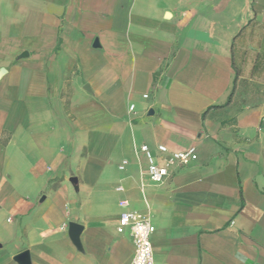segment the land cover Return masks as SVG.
Here are the masks:
<instances>
[{"label":"crops","instance_id":"crops-1","mask_svg":"<svg viewBox=\"0 0 264 264\" xmlns=\"http://www.w3.org/2000/svg\"><path fill=\"white\" fill-rule=\"evenodd\" d=\"M127 208L156 264H264V0H0V264H130Z\"/></svg>","mask_w":264,"mask_h":264},{"label":"built area","instance_id":"built-area-1","mask_svg":"<svg viewBox=\"0 0 264 264\" xmlns=\"http://www.w3.org/2000/svg\"><path fill=\"white\" fill-rule=\"evenodd\" d=\"M144 96L147 97V95ZM158 148L162 153H169L163 164L155 161L147 144L141 146V150L145 152L149 160L148 179L155 184L164 183L176 168L188 165L198 158L197 150L193 146L180 151H170L164 144H160ZM126 164L127 161H123L119 167L124 169ZM121 203L125 207L129 206L127 199L122 200ZM125 231H128L131 235L135 247L130 264H156L152 239L156 227L149 213L127 208L121 214L118 225V232Z\"/></svg>","mask_w":264,"mask_h":264},{"label":"water","instance_id":"water-1","mask_svg":"<svg viewBox=\"0 0 264 264\" xmlns=\"http://www.w3.org/2000/svg\"><path fill=\"white\" fill-rule=\"evenodd\" d=\"M74 180H76V179L74 178ZM21 257H22L23 260L25 259V256L24 255H22Z\"/></svg>","mask_w":264,"mask_h":264},{"label":"trees","instance_id":"trees-1","mask_svg":"<svg viewBox=\"0 0 264 264\" xmlns=\"http://www.w3.org/2000/svg\"><path fill=\"white\" fill-rule=\"evenodd\" d=\"M231 97V96H230Z\"/></svg>","mask_w":264,"mask_h":264}]
</instances>
